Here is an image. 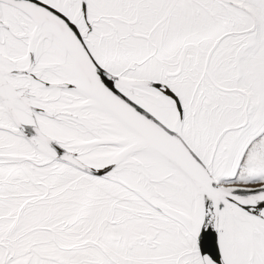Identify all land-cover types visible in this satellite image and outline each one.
<instances>
[{
  "label": "snow or ice",
  "instance_id": "snow-or-ice-1",
  "mask_svg": "<svg viewBox=\"0 0 264 264\" xmlns=\"http://www.w3.org/2000/svg\"><path fill=\"white\" fill-rule=\"evenodd\" d=\"M0 264H264V0H0Z\"/></svg>",
  "mask_w": 264,
  "mask_h": 264
}]
</instances>
